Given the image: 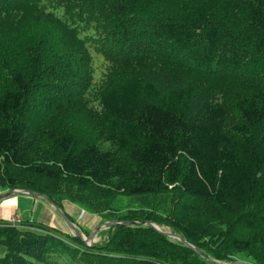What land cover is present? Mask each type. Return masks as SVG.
Listing matches in <instances>:
<instances>
[{
    "label": "trees",
    "instance_id": "trees-1",
    "mask_svg": "<svg viewBox=\"0 0 264 264\" xmlns=\"http://www.w3.org/2000/svg\"><path fill=\"white\" fill-rule=\"evenodd\" d=\"M11 188L120 222L0 219V264H264V0H0Z\"/></svg>",
    "mask_w": 264,
    "mask_h": 264
},
{
    "label": "crops",
    "instance_id": "crops-1",
    "mask_svg": "<svg viewBox=\"0 0 264 264\" xmlns=\"http://www.w3.org/2000/svg\"><path fill=\"white\" fill-rule=\"evenodd\" d=\"M51 206L31 195L15 193L0 200V219H10L15 215H24L31 217L33 220H39L49 225L63 229V221L56 215L55 211L50 209ZM31 215L26 216L28 212ZM24 219V218H23Z\"/></svg>",
    "mask_w": 264,
    "mask_h": 264
},
{
    "label": "water",
    "instance_id": "water-1",
    "mask_svg": "<svg viewBox=\"0 0 264 264\" xmlns=\"http://www.w3.org/2000/svg\"><path fill=\"white\" fill-rule=\"evenodd\" d=\"M13 193H23V194H28V195H35V196H40V197H43L44 199H46V201L48 203H50L58 211V213L61 216V218L63 219V221L66 223V225L70 229L73 230L74 234L77 235L78 237H80L81 239H83L86 243H87V240H92L93 237L95 236V234L101 228H103L105 226H109V225L114 224V223L120 222L119 220H105L102 223H100L99 225H97L94 229H92L88 233V235L86 237H84V235L81 233V231L77 228L76 224L71 219H69L66 216V214L61 210V208L58 205L54 204L53 201L50 199V197H48L46 194L40 193V192L32 190V189L11 188V189H8V190L0 191V200H2L3 198H5V197H7V196H9V195H11ZM121 222H123V223H133L134 221H132V220L131 221H128V220L123 221L122 220ZM144 222L152 225L157 230L162 231V232H164L165 234H167L169 236H173V237H176V238L184 241L187 245H189L190 247H193L201 255L205 256L204 253H202L199 250H197L193 244H191L187 239H185L180 234H177V233H175L173 231L164 230V229H162L160 226H158L156 223H154L152 221L146 220ZM231 263H233V264H247L246 262H243V261H240V260H235V261H232Z\"/></svg>",
    "mask_w": 264,
    "mask_h": 264
},
{
    "label": "rangeland",
    "instance_id": "rangeland-1",
    "mask_svg": "<svg viewBox=\"0 0 264 264\" xmlns=\"http://www.w3.org/2000/svg\"><path fill=\"white\" fill-rule=\"evenodd\" d=\"M112 198H111V197ZM32 197H36L37 199H39V200H41V201H43V202H46V201H44L45 199L44 198H41V197H37V196H33L32 195ZM109 202L110 201H113V200H115V196H114V194L113 193H109ZM128 200H129V202H130V198H127ZM129 202H128V204H122V203H120V204H122V205H120L121 207H127V206H129L130 204H129ZM50 205V204H49ZM67 205H69V206H71L72 204H70V203H67ZM163 205V204H162ZM51 206V210H53V211H55V213H56V215L57 216H59L58 215V212H56V210H55V208L52 206V205H50ZM68 206V208H70ZM77 208V207H76ZM73 209V207H71L70 208V211L72 210V211H74V215H75V219H76V225H77V228L82 232V234L84 235V237H86L87 235H88V233H86L85 232V229H81V227L82 226H86V227H88V229H90L89 230V232L92 230V229H94L97 225H99L100 223H102L103 221H105V220H102V215L101 214H98V213H96V212H94V211H89V210H87L86 208H83L82 206H80L79 205V208H77V209ZM21 213L22 212H20L19 214H20V216H21V218H24V219H32L31 217H25L24 215H21ZM32 214V212H28L27 214H26V216H29V215H31ZM42 221V220H41ZM81 226H79L78 224ZM159 226V225H158ZM106 227H109V226H105V227H103V228H101L96 234H95V236L93 237V239L92 240H87V243H95V242H97V243H101V242H104V241H106V239H107V234L105 233V232H101V231H103V229H106ZM162 229H164V230H167V231H171L170 230V228H169V226H167V225H162V226H160ZM62 228H63V230L64 231H67V232H69V233H72L73 234V230L72 229H70V228H68L66 225L65 226H62ZM84 230V231H83ZM4 252H5V249H4V247L3 246H1L0 245V255H3L4 254ZM235 260H240L239 258H235ZM234 260V261H235ZM221 263L222 264H232V263H225L224 261H221ZM210 264H214V263H210Z\"/></svg>",
    "mask_w": 264,
    "mask_h": 264
}]
</instances>
